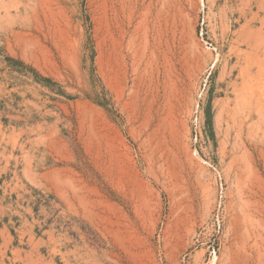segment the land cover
I'll return each instance as SVG.
<instances>
[{"label": "rangeland", "instance_id": "obj_1", "mask_svg": "<svg viewBox=\"0 0 264 264\" xmlns=\"http://www.w3.org/2000/svg\"><path fill=\"white\" fill-rule=\"evenodd\" d=\"M261 1L0 0V264H264Z\"/></svg>", "mask_w": 264, "mask_h": 264}, {"label": "bare ground", "instance_id": "obj_2", "mask_svg": "<svg viewBox=\"0 0 264 264\" xmlns=\"http://www.w3.org/2000/svg\"><path fill=\"white\" fill-rule=\"evenodd\" d=\"M122 1H123V0H122ZM239 1H240V0H239ZM247 1H248V0H247ZM242 2H243V1H242ZM245 2H246V1H245ZM261 2H262V1H261ZM262 7H263L262 9H264V2H262ZM123 9H124V8H123ZM127 16H128V15H127ZM253 17H254V16H253ZM249 19H250V18H249ZM263 21H264V20H263ZM247 32H248V31H246V33H247ZM257 32H258V31H257ZM246 35H247V34H246ZM263 35H264V34H263ZM257 36H258V35H257ZM256 38H257V37H256ZM263 41H264V40H263ZM263 41H262V42H263ZM260 42H261V41H260ZM257 43H258V42H257ZM253 44H254V43H253ZM259 44H260V43H259ZM260 45H261V44H260ZM251 47H252V46H251ZM256 58H257V57H256ZM173 68H174V67H173ZM173 68H172V67H171V68L169 67L168 70H167V72L165 73V74H166L167 81L170 80V79L172 80V76H174V75H173V70H172ZM175 70H176V69H175ZM176 72H177V71H176ZM174 74H175V73H174ZM177 74H178V73H177ZM177 74H176V75H177ZM178 75H179V74H178ZM179 76H180V75H179ZM174 77H175V76H174ZM177 78H178V76H177ZM164 79H165V78H164ZM173 80H174V78H173ZM243 81H244V80H243ZM170 82H171V81H170ZM245 82H247V81H245ZM171 83H172V82H171ZM173 83H174V82H173ZM251 84H252V83H251ZM244 86H245V85H244ZM247 94H248V93H247ZM260 94H261V93H260ZM244 95H245V94H244ZM251 95H252V94H251ZM251 95H248V96H251ZM240 98H241V97H239V99H240ZM257 98H259V97H257ZM248 99H250V98H248ZM245 100H246V99H245ZM235 103H236V101H235ZM240 105H241V103H240ZM251 108H252V107H251ZM234 109H235V108H234ZM254 110H255V109H254ZM239 111H240V110H239ZM243 111H244V110H243ZM260 212H261V211H260ZM249 217H250V216H249ZM260 220H261V219H260ZM258 231H259V230H258ZM242 237H243V236H242ZM243 238H244V237H243ZM243 238H242V239H243ZM242 239H241V240H242ZM244 245H245V244H244ZM242 247H243V246H242ZM257 249H258V247H257ZM244 250H246V249H244ZM239 252H240V251H239ZM246 252H247V251H246ZM246 252H245V253H246ZM248 253H249V252H248ZM256 253H257V252H256ZM245 255H246V254H245ZM258 255H259V254H258ZM258 259H259V257H258ZM242 262H243V261H242ZM260 262H261V261H260ZM260 262H258V263H260ZM258 263H257V264H258ZM260 264H261V263H260Z\"/></svg>", "mask_w": 264, "mask_h": 264}]
</instances>
